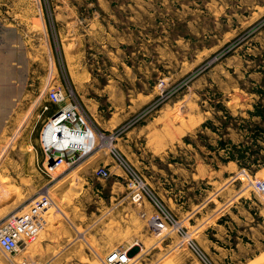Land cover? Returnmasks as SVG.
Returning a JSON list of instances; mask_svg holds the SVG:
<instances>
[{"label":"rangeland","instance_id":"obj_1","mask_svg":"<svg viewBox=\"0 0 264 264\" xmlns=\"http://www.w3.org/2000/svg\"><path fill=\"white\" fill-rule=\"evenodd\" d=\"M4 26L23 32L32 64L0 134V226L18 214L44 221L17 251L0 248V264H106L126 247L130 264H207L190 243L210 264H264V167L208 147L229 137L259 149L247 134L264 125L249 112L264 107L254 91L264 86V0H0ZM48 88L69 98L53 103ZM70 99L105 136L44 172L42 131ZM98 111L118 124L103 129ZM112 151L166 196L180 231L151 227L152 206L133 198ZM104 164L106 179L90 168Z\"/></svg>","mask_w":264,"mask_h":264},{"label":"built area","instance_id":"obj_2","mask_svg":"<svg viewBox=\"0 0 264 264\" xmlns=\"http://www.w3.org/2000/svg\"><path fill=\"white\" fill-rule=\"evenodd\" d=\"M46 92L48 99L56 104H60L69 98V94L63 88H48ZM51 124H55V127L48 133L47 128ZM68 135H75L79 141H69ZM102 135L105 136V133H98L91 126L86 113L79 104L70 99L55 111L42 131L46 161L43 162L41 170L50 172V170H54L65 163L76 162L96 148L97 138ZM45 136H49L50 144H46ZM111 156L126 175L129 185L133 187V198L138 202L147 201L152 206V212L148 217L151 227L155 231H163L165 229L175 232L180 231L182 227L181 221L164 199L146 184L139 173L118 152L112 151ZM51 157L54 160L52 164L49 162ZM95 174L100 178L106 179L112 175V171L108 165L104 164L95 169ZM47 201L45 199V204H48ZM41 202L43 201H40L38 206L42 205ZM43 221L44 218L39 213L35 215H12L0 226V248L6 253L17 251L23 241L26 242L33 239L39 233ZM183 239L189 247L187 233L183 235ZM190 245L200 259L210 264L207 257L198 250L195 244L190 243ZM130 261L131 257L127 247L113 249L107 254L105 259L106 264H130Z\"/></svg>","mask_w":264,"mask_h":264},{"label":"crops","instance_id":"obj_3","mask_svg":"<svg viewBox=\"0 0 264 264\" xmlns=\"http://www.w3.org/2000/svg\"><path fill=\"white\" fill-rule=\"evenodd\" d=\"M28 52L29 45L27 39L18 27L4 26L0 29V134L7 129L10 117L17 108L19 100H21L25 94L32 64L29 60ZM89 99L92 100L93 98L89 97ZM112 114L116 113L112 112ZM112 114L103 115L98 111L97 120L103 129L111 130L116 126L115 124H118L120 119H115ZM144 128H146V126ZM140 129L143 128L141 127ZM131 132L136 134L137 129ZM128 136L129 133L127 134V137ZM119 142L123 144L121 139ZM33 146L35 145L33 144ZM127 152V155H131L132 153L131 151ZM45 161L46 157L43 162ZM110 161L111 160H109V162ZM230 161L238 164L235 160ZM88 165L89 163L85 161L81 166H83V168H88ZM90 168L95 169L97 167ZM69 174H71V176L76 175L73 173ZM77 175L83 177L87 175V172L79 171ZM162 197L170 205L169 200L165 198L166 196L162 195ZM176 204L179 205V203Z\"/></svg>","mask_w":264,"mask_h":264},{"label":"trees","instance_id":"obj_4","mask_svg":"<svg viewBox=\"0 0 264 264\" xmlns=\"http://www.w3.org/2000/svg\"><path fill=\"white\" fill-rule=\"evenodd\" d=\"M254 91L261 97L264 98V86L259 84ZM261 102L255 103V109L249 110L251 115H258L262 120H264V107L261 105ZM226 112L228 110L226 109ZM212 121L208 119L203 123L204 126H209L213 130H217V128L212 125ZM227 121L225 122V126ZM247 130V128H244ZM247 136L252 139V142L256 145H259V149L253 151L251 145L245 144L242 141L239 143H235L231 138L220 139L218 145H209L208 147L213 150H217V152L223 150L224 155L220 157V159L224 162H228L230 160H235L238 165L242 167L251 168L252 165H257L258 168L264 167V157H253L256 153H259L260 150H264V145L260 144V141H264V125L261 123H256L252 127H250Z\"/></svg>","mask_w":264,"mask_h":264},{"label":"bare ground","instance_id":"obj_5","mask_svg":"<svg viewBox=\"0 0 264 264\" xmlns=\"http://www.w3.org/2000/svg\"><path fill=\"white\" fill-rule=\"evenodd\" d=\"M55 127V124H51V125H49V127L47 128V130H48V133L50 132V130L51 129H53ZM69 136V135H68ZM69 139V141H79V139L75 136V135H72V136H69L68 137ZM106 138V137H105ZM45 142H47L46 144H50L49 142V136H45ZM110 147V146H109ZM7 178H9V177H7ZM3 179H5V178H3ZM11 180V179H10ZM8 185V184H7ZM13 186V185H12ZM7 188V187H6ZM5 188V189H6ZM60 199V198H59ZM60 204V203H59ZM60 213V212H59ZM49 217V216H48ZM53 219V218H52Z\"/></svg>","mask_w":264,"mask_h":264},{"label":"water","instance_id":"obj_6","mask_svg":"<svg viewBox=\"0 0 264 264\" xmlns=\"http://www.w3.org/2000/svg\"><path fill=\"white\" fill-rule=\"evenodd\" d=\"M51 164L54 162L53 158L51 157L50 158V161H49Z\"/></svg>","mask_w":264,"mask_h":264}]
</instances>
